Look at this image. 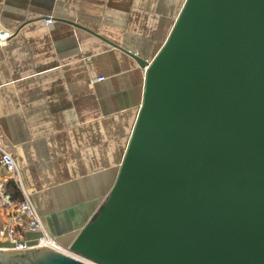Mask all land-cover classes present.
<instances>
[{
	"label": "water",
	"instance_id": "1",
	"mask_svg": "<svg viewBox=\"0 0 264 264\" xmlns=\"http://www.w3.org/2000/svg\"><path fill=\"white\" fill-rule=\"evenodd\" d=\"M118 49L144 71L141 105L67 248L96 264H264V0H185L150 62ZM4 263L87 264L47 246L0 249Z\"/></svg>",
	"mask_w": 264,
	"mask_h": 264
},
{
	"label": "crops",
	"instance_id": "2",
	"mask_svg": "<svg viewBox=\"0 0 264 264\" xmlns=\"http://www.w3.org/2000/svg\"><path fill=\"white\" fill-rule=\"evenodd\" d=\"M184 2L0 0V134L63 247L105 201L141 105L144 71L118 48L150 62Z\"/></svg>",
	"mask_w": 264,
	"mask_h": 264
},
{
	"label": "built area",
	"instance_id": "3",
	"mask_svg": "<svg viewBox=\"0 0 264 264\" xmlns=\"http://www.w3.org/2000/svg\"><path fill=\"white\" fill-rule=\"evenodd\" d=\"M47 20L46 24H50ZM9 33L0 29V47L9 40ZM98 81L103 78H98ZM47 246L87 264H96L61 246L46 231L43 222L21 179L17 165L0 134V249L24 250Z\"/></svg>",
	"mask_w": 264,
	"mask_h": 264
},
{
	"label": "flooded vegetation",
	"instance_id": "4",
	"mask_svg": "<svg viewBox=\"0 0 264 264\" xmlns=\"http://www.w3.org/2000/svg\"><path fill=\"white\" fill-rule=\"evenodd\" d=\"M5 264V263H4Z\"/></svg>",
	"mask_w": 264,
	"mask_h": 264
}]
</instances>
